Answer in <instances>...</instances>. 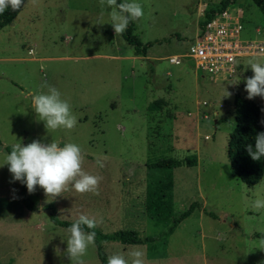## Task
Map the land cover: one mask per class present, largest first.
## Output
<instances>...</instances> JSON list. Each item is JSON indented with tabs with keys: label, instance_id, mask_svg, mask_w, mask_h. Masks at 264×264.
<instances>
[{
	"label": "rangeland",
	"instance_id": "rangeland-1",
	"mask_svg": "<svg viewBox=\"0 0 264 264\" xmlns=\"http://www.w3.org/2000/svg\"><path fill=\"white\" fill-rule=\"evenodd\" d=\"M222 1L138 0L144 14L133 22V32L144 44L156 41L147 56L109 23H94L108 18L100 0H26L0 29V140L4 146L33 139L75 143L82 170L98 177L95 193L68 185L50 202L35 187L28 196L36 209L30 210L22 183L11 180L6 164L0 167V264H70L67 228L51 221L49 204L63 220L80 214L99 220L104 232L158 234L165 225H156L145 211L147 165L190 154L197 155L196 165L174 169L175 208L182 211L194 201L200 208L164 239L107 244L108 256L128 259L130 250L140 249L143 264H264V208H251L254 200H264V176L246 185L233 173L228 154L235 94L246 96L244 78L253 74L246 64L264 61V55L241 58L237 76L217 82L189 60H168L188 50L203 14ZM237 3L244 10L241 37L264 42L262 8L253 0ZM48 85L68 100L73 128L49 133L32 110L31 96ZM252 99L264 104L258 95ZM5 152L0 146V159ZM80 264H102L95 243Z\"/></svg>",
	"mask_w": 264,
	"mask_h": 264
},
{
	"label": "clouds",
	"instance_id": "clouds-1",
	"mask_svg": "<svg viewBox=\"0 0 264 264\" xmlns=\"http://www.w3.org/2000/svg\"><path fill=\"white\" fill-rule=\"evenodd\" d=\"M100 3L108 9V18L105 20L98 17L94 23H109L115 34L123 33L130 22L137 21L144 14L138 0H100ZM23 5L24 0H0V14L5 9L16 10ZM246 65L250 66L253 73L244 78L247 98L252 99L258 95L264 99V61L250 59ZM238 81L239 79L228 82ZM46 89L33 94L30 99L29 104L37 118L43 122L49 133L57 129L73 128L76 118L68 100L61 97L56 87L48 85ZM228 95L225 90L223 96ZM260 123L264 124V120ZM254 140V145H246V151L253 160H260L264 157V131L258 132ZM81 162V149L75 143L65 142L61 145L55 140L42 143L33 139L27 144L13 143L0 159V167L6 164L11 180L25 185L28 193H32L35 187L42 188L46 202H50L63 193L68 185L78 193H95L98 177L84 172ZM251 208L255 211L264 208V200H254ZM98 223L99 220L80 214L66 229L63 240L66 241L65 253L70 264H80V257L93 245L95 232H86L84 229H94ZM127 256L128 259L121 254H112L107 257V264H143V252L140 249L130 250Z\"/></svg>",
	"mask_w": 264,
	"mask_h": 264
},
{
	"label": "trees",
	"instance_id": "trees-1",
	"mask_svg": "<svg viewBox=\"0 0 264 264\" xmlns=\"http://www.w3.org/2000/svg\"><path fill=\"white\" fill-rule=\"evenodd\" d=\"M264 11V0H253ZM26 0H24V3ZM122 2V0H118ZM230 2L237 0H223L222 6L205 13L200 24L204 23V18H212L220 9ZM23 6L16 10L5 9L0 14V29L8 25L21 12ZM134 23L130 22L127 29L122 33L124 39L136 49L138 55L147 56L148 49L156 41L142 43L140 38L133 32ZM159 104V102H156ZM264 104L248 99L244 94L236 93L234 98L235 128L229 135L228 154L233 173L246 185L254 186L264 176V157L260 160H253L246 151V145H254L255 136L258 132L264 131V120L262 116ZM0 146L8 151L10 145H5L0 140ZM196 154L186 155L184 158H161L147 165L148 182L146 187V214L155 220L156 225L165 226L156 235L142 237L135 229H120L112 232H104L98 226L94 229L85 228L84 231H94V243L96 244L98 256L102 264H107L108 254L107 244L119 242L123 245L141 244L145 245L166 238L178 226L180 222L191 215L201 204L198 201L192 202L189 207L182 211H177L174 201V169L180 166H194L197 164ZM21 192L26 206L30 210L36 209V205L29 198L25 185L22 184ZM46 208L51 209L50 218L54 224L68 228L73 220L60 219L57 214L55 204H49ZM213 217L216 214L211 213Z\"/></svg>",
	"mask_w": 264,
	"mask_h": 264
},
{
	"label": "built area",
	"instance_id": "built-area-1",
	"mask_svg": "<svg viewBox=\"0 0 264 264\" xmlns=\"http://www.w3.org/2000/svg\"><path fill=\"white\" fill-rule=\"evenodd\" d=\"M243 12L241 5L230 2L212 18H204L202 25L199 21L188 50L170 55L169 62L181 64L189 60L197 71L215 82L236 77L242 68L241 58L264 55L263 41L241 37Z\"/></svg>",
	"mask_w": 264,
	"mask_h": 264
},
{
	"label": "crops",
	"instance_id": "crops-1",
	"mask_svg": "<svg viewBox=\"0 0 264 264\" xmlns=\"http://www.w3.org/2000/svg\"><path fill=\"white\" fill-rule=\"evenodd\" d=\"M197 31V30H196ZM177 54V53H176ZM173 55V54H172ZM170 56V55H169Z\"/></svg>",
	"mask_w": 264,
	"mask_h": 264
}]
</instances>
